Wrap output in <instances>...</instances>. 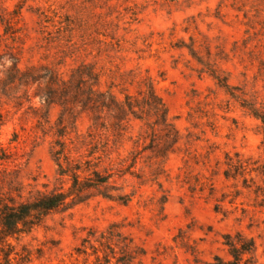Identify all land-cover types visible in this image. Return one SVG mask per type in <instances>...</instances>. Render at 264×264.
<instances>
[{"label": "rangeland", "instance_id": "obj_1", "mask_svg": "<svg viewBox=\"0 0 264 264\" xmlns=\"http://www.w3.org/2000/svg\"><path fill=\"white\" fill-rule=\"evenodd\" d=\"M77 71L119 99L151 84L178 141L161 153L158 131L149 149L135 118L90 128L49 79ZM249 105L264 112V0H0V208L110 175L23 232L0 225V264H226L237 233L255 243L245 264H264V125Z\"/></svg>", "mask_w": 264, "mask_h": 264}, {"label": "trees", "instance_id": "obj_2", "mask_svg": "<svg viewBox=\"0 0 264 264\" xmlns=\"http://www.w3.org/2000/svg\"><path fill=\"white\" fill-rule=\"evenodd\" d=\"M30 73V68L23 72L27 77L30 75L29 77H32V79H39L35 78V76ZM46 75L47 73L40 76V78H45ZM49 79L53 86L57 85V87L63 90V93H68L71 101L74 100L77 103H81L83 110L91 115L92 125L90 128L101 127L107 129L108 127L106 128L104 121L105 118H110L112 120L110 129L117 132L116 134H119L120 131L124 129L123 126L125 123L135 118L144 124V131L140 134L138 140L143 138V140L146 141L147 137L151 138L149 149H158V131L163 133L162 136L166 144L164 148H159L161 153L167 152L178 141L179 137L177 131L168 119L167 107L161 97L157 95L151 84H148L144 91L139 92V96L126 95L124 99H119L112 93L100 92L94 89L93 86L87 85L88 80L86 76L78 71L73 73L72 77L67 81H61L53 72ZM219 83L227 90L230 89L227 82L219 79ZM56 94V90L49 92L47 98L50 100ZM247 107L264 125V112L253 105ZM88 137H90L91 143L95 141L90 154L102 152L103 149L99 146L100 140L92 134L91 129ZM136 143L138 144V141H136ZM146 148L147 146L144 147V149ZM97 158L99 159L101 156ZM137 158L138 156L136 154L133 155L132 162L128 165L124 164L127 162L126 159H122L121 165H127L126 167L129 169V167L136 164ZM88 162L95 163L92 160ZM58 165L62 167L61 163H58ZM92 167L93 166L89 164L88 169H92ZM64 174L68 175V172H64L63 175ZM109 178L110 175H104L100 171L93 169L91 175L86 177L83 181H80L79 176L75 172L72 174V185L68 190H55L43 194L32 201L3 205L0 208V225L2 227V233L4 236H13L23 232L29 227H32L31 225L36 224L43 216L67 204L69 199L77 198V201H82L86 191L106 184ZM112 228H114V225L109 227L106 232L110 233ZM225 244L228 245L230 255L232 256V259L226 264H245L249 261L248 258H245L246 255H251L255 249L254 241L244 237L240 233H237L235 236L227 234L225 236ZM8 257L9 254L6 256V260H9ZM216 259L218 261L217 264H223L219 257Z\"/></svg>", "mask_w": 264, "mask_h": 264}]
</instances>
